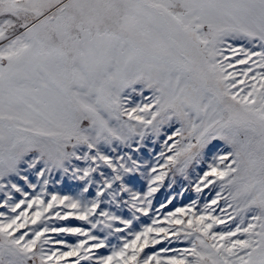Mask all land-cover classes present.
<instances>
[{"label": "snow or ice", "instance_id": "6c2138e0", "mask_svg": "<svg viewBox=\"0 0 264 264\" xmlns=\"http://www.w3.org/2000/svg\"><path fill=\"white\" fill-rule=\"evenodd\" d=\"M0 264H264V0H0Z\"/></svg>", "mask_w": 264, "mask_h": 264}]
</instances>
